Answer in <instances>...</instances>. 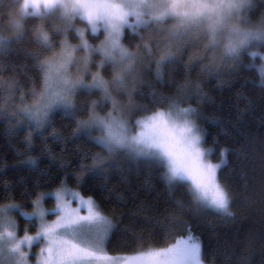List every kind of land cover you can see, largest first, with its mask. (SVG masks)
Wrapping results in <instances>:
<instances>
[{"label":"snow or ice","instance_id":"6c2138e0","mask_svg":"<svg viewBox=\"0 0 264 264\" xmlns=\"http://www.w3.org/2000/svg\"><path fill=\"white\" fill-rule=\"evenodd\" d=\"M0 9L9 15L18 13L7 32L0 31V51H12V43L27 33L38 47L27 53L34 63L25 75L33 85H41L39 92L33 87L34 100L29 105L14 76L6 81L0 79L4 134L18 133L22 128L26 145L23 151L31 150L34 133H39L42 140L50 136L66 146L67 138L52 126V117L62 110L76 125L71 139L89 133L88 142L101 149L93 152L76 146L77 163L73 165L43 146L42 153L59 161L56 174L51 168L41 169V176L49 177L48 184L59 181L50 190L56 202L53 220L46 219V193L35 191L39 183L32 185L33 191L25 189L22 193L34 197L29 200L32 211L28 212L9 199L15 185L3 182L5 192L0 199L6 202L0 203V264H216L217 258L225 255L221 242L206 248L203 233L194 231V222L211 214L212 209L226 218H237L232 211L237 203L233 186L223 178L230 174L224 172L230 163L226 156L229 152L237 158L231 172H239L243 179L240 200L251 206L244 211L260 214L258 232L254 222L246 236L239 238L245 250L239 253L234 248L232 255H239V264H264V131H238L243 137L236 141L239 147L221 145L217 136L213 137L215 149L204 147L207 130L198 122L204 113L188 103L210 99L199 80L188 75L184 80L173 78L168 82L175 84L174 91H144L145 85L152 83L144 77L152 74L153 65L160 77L158 83L163 81L164 65L180 66L186 73L199 65L201 73L217 78V84L222 86L227 82L219 78L222 71H236L245 56L260 59L256 67L264 84V51L259 50L264 49V0H0ZM253 13L258 14L256 20L251 18ZM29 21L43 23L29 26ZM92 34H102L98 43L90 41ZM201 36L206 38L201 45L204 51L195 56L189 54L185 60L192 43H198ZM54 37L59 39L54 41ZM55 46L59 51L53 57L40 51ZM15 67L30 66L25 63ZM7 70L0 68V72ZM81 91L101 93L102 104L93 99L81 107L76 103ZM242 95L237 92L238 99ZM137 96L142 99L136 100ZM261 99L264 103V89ZM102 106L106 110L97 111ZM78 112L86 115L78 116ZM239 118L238 115L236 119ZM217 121L226 123L222 118ZM237 127L233 125L234 129ZM260 127L264 129V123ZM97 129L99 135H90ZM222 131L228 135L227 128L222 127ZM15 150L17 154L22 152ZM215 153L219 159L213 162L208 157ZM26 160L37 165L36 157L27 156ZM132 174L143 177L144 187L154 188L155 179L162 180L169 202L177 207L166 209L161 216L155 202L141 201L129 212L133 222L123 223L124 213L106 214L94 196H85L68 184L74 180L84 188L89 177H99L97 186L111 197L115 189L109 188L107 181L115 175L121 184L129 185ZM253 181H258L255 190ZM124 190L134 195L130 189ZM177 191L186 199L175 196ZM117 202L127 201L118 194ZM185 208L190 210L191 219L181 213ZM15 212L38 221L37 231L29 233L28 225H24V233L19 235L21 226ZM135 221L151 225L153 236H159L161 230L166 239L171 234L172 242L146 249L138 245L141 250L132 253L107 252L105 241L110 234L122 230L135 235ZM177 230L185 234L175 235ZM257 236L259 247L255 243ZM211 240L209 236V243ZM33 241L40 243L38 251L32 252L30 247L26 251L25 247ZM31 256L35 259H29Z\"/></svg>","mask_w":264,"mask_h":264},{"label":"trees","instance_id":"16d2710c","mask_svg":"<svg viewBox=\"0 0 264 264\" xmlns=\"http://www.w3.org/2000/svg\"><path fill=\"white\" fill-rule=\"evenodd\" d=\"M257 13L251 15L252 20L257 19ZM14 17L18 18V13H13L9 15L3 9H0V31H5L9 29V26L13 24ZM43 23V21H29L28 24L31 26L34 23ZM78 25L81 24L80 20H77ZM49 32L52 31L51 28L47 29ZM59 39V37H54V41ZM195 36L193 37V40ZM206 41L205 37H200L199 42H193L192 47L185 54V60H187L188 55L191 54L195 56L197 52H203L202 44ZM72 42H75V37H72ZM125 43L128 40L125 39ZM38 46L29 39L27 33L19 41H14L11 45L12 51H0V68H7V71L0 72V79L7 80L9 77H15L18 81L19 87L25 93V101L31 105L33 103L34 97L31 94L33 87L39 92L41 85L36 83L33 85L28 77L25 75L26 72L31 71V66L34 61L29 59L27 53L31 50H35ZM264 51V49H259ZM44 56L53 57L55 53L59 51L58 46H55L51 50L40 49ZM98 58V57H97ZM243 59V65L238 66L237 70L228 74L226 71H222L220 79L227 81L222 86L217 84V78L208 77L201 73L199 70V65L191 69L190 73H186L180 66H163V81L160 77L155 74V65L152 66L153 72L151 75H145V81H152L151 85L147 84L144 87V91L150 92L152 89L157 91H174L175 84H169L171 79L177 81L184 80L186 76L190 75L193 80H199L202 89L210 97L206 102H197L196 100H190L188 103L193 104L202 109L204 113V118L200 119L198 122L201 126L207 130L206 132V143L205 147L212 146L213 149L216 145L213 144V137L217 136L219 143L221 145H227L230 148L239 147L236 143L238 140H242L243 137L239 136L237 133L240 130L245 132L251 131L253 133H259L264 131L261 129V124L264 123V103L261 99V91L264 89V84L261 83V76L259 69L256 65L260 64V59L252 58L251 56H245ZM249 61L252 64L249 65ZM27 64L30 67L27 69H21L15 67V65ZM208 81V82H206ZM237 92L243 93V95L238 99ZM20 95L19 91L16 93L18 97ZM120 99H126V97H118ZM101 101V93L93 91L89 93L88 91L79 92L76 97V103L83 107V105L91 100ZM142 97L137 96L136 100H141ZM17 104H20V100H16ZM110 106V105H108ZM106 110V107H98L97 111ZM78 116L86 115V112H78ZM239 115V120L236 117ZM217 118H222L226 123L221 125L218 123ZM233 125H238L237 128H233ZM52 126L56 131L64 138H67V145L64 146L63 142L56 140L52 137L42 140L39 133H34V139L30 146V151H23L26 147L25 143L22 141L24 136V130L21 128L18 133L13 132L11 135H5L4 129L6 127V122L0 121V196L4 195L5 185L4 181L11 182L15 187L10 190L14 193L9 199L14 200L16 203L20 204L25 211L31 212L32 205L29 200L34 197H28L22 193L27 189L28 191H33L32 185L34 183H39L40 187L35 189V191H40L49 195L51 189L59 184V181H55L52 184H48V176H41V169L51 168L52 174H56L59 169L57 164L59 161L53 160L52 156H49L47 152L42 153V148L47 145L51 149V152L55 157H61L65 161H71L73 165L77 163V152L76 146L81 148H87L91 151H100L95 144L89 143L87 136L89 133H84L79 139H71L72 130L76 128V125L69 120L62 110H57L56 114L52 117ZM223 128H227L228 135H225L222 131ZM12 131V130H10ZM52 129L49 128L48 132ZM90 135L95 136L94 132ZM15 145V148L13 147ZM64 147V151L61 152V148ZM16 148L22 150L21 154H17ZM27 156H32L37 158V165H33L30 161L26 160ZM228 163L227 167H224L225 173H230L225 175L223 178L228 180V182L233 186L232 190L234 192L233 199L237 201L236 204L232 206V211L236 213L237 218L231 219L226 218L223 214H217L215 210H210L211 214L203 217L199 222H194V231L196 234L203 233V240L205 242V247H212L221 242V247L225 253L224 256L218 257L216 264H239V255H232L233 249H238L239 253H243L245 246L240 243L239 238H244L249 231L250 225L254 222L257 226V232L259 230L260 214L259 212H245L246 207H251L250 205L244 204L240 200V195L243 192V179L239 172H231L233 164L237 163L236 156L229 152L226 154ZM209 158L216 162L219 159V154H210ZM90 159V158H89ZM242 159V157H241ZM19 162V163H14ZM39 178V179H38ZM101 178L89 177L85 181V187L81 188L74 180H69L68 184L72 188H77L85 196L92 195L100 203L101 207L104 209L105 213L112 215L114 213H124L123 223L133 222V217L129 215V212L134 211L136 206L145 202H155L157 205V211L163 216L165 210L175 209L177 206L168 200L166 195L165 184L160 179H155V186L144 187L143 177H138L132 174L130 177L131 183L129 185L121 184L117 177L113 175L108 181V187L115 189L111 193V197L107 192H103L97 186V180ZM24 181L26 183H21ZM253 189L258 188V181H253ZM128 188L134 195H129L128 191L124 189ZM122 195L126 203L117 202V195ZM175 196L185 198L182 196L180 191L175 192ZM6 200L0 199V203H5ZM45 207H51L54 203L52 197L47 196L43 200ZM185 218L191 219L190 210L185 208L180 210ZM16 220L18 221L20 227L19 235L24 233V225H28V232L34 233L37 229L35 224L37 223L34 218H23L18 212L14 213ZM210 221L211 223H205L204 221ZM135 235L129 232L118 230L110 234L109 238L105 242V250L113 255L132 253L134 251L141 250L138 245H142L143 248H148L149 246L160 247L164 246L165 243H171L173 236L168 235L167 239L165 237L164 231H160L159 236L151 235V225L140 224L138 221L134 222ZM185 233L177 230L175 235H183ZM209 236L212 237L211 243H209ZM257 247H259V237L255 239Z\"/></svg>","mask_w":264,"mask_h":264},{"label":"rangeland","instance_id":"374dc122","mask_svg":"<svg viewBox=\"0 0 264 264\" xmlns=\"http://www.w3.org/2000/svg\"><path fill=\"white\" fill-rule=\"evenodd\" d=\"M78 25V24H77ZM102 38V34L99 36V37H97L95 34H92V35H90L89 36V39H90V41L91 42H93V43H98L99 42V39H101ZM75 43V42H74ZM81 53H77V55H80ZM75 68H73L72 69V71L73 72H75ZM86 79H90V77H85ZM100 133H99V130L97 129L96 131H94V135L96 136V135H99ZM204 146V145H203ZM205 147V146H204ZM209 158V157H208ZM210 159V158H209ZM47 196H50V197H52L53 198V200H54V203H53V205L51 206V207H45V205H44V202H43V207L44 208H46V209H49V212L48 213H46V219H48V220H53L54 218H55V212L54 211H52L53 209H54V207H55V197H54V195L52 194V193H50L49 195H46L45 197H47ZM45 197L43 198V200L45 199ZM212 210H215V209H212ZM216 211V210H215ZM20 214V213H19ZM13 215H14V213H13ZM21 215V214H20ZM22 216V215H21ZM23 217V216H22ZM23 218H25V217H23ZM37 223H38V221H36ZM37 231V230H36ZM35 231V232H36ZM34 232V233H35ZM21 235H23V233L21 234ZM106 242V241H105ZM29 247H30V249H31V251L32 252H36V251H38V249H39V247H40V243H37V242H35V241H33L32 242V244L30 245V246H26L25 247V250L27 251L28 249H29ZM29 259H32V260H34L35 259V256H31V257H29Z\"/></svg>","mask_w":264,"mask_h":264}]
</instances>
